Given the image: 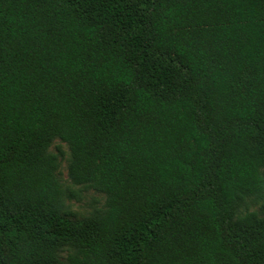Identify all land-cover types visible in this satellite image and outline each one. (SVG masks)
Listing matches in <instances>:
<instances>
[{
	"label": "trees",
	"instance_id": "1",
	"mask_svg": "<svg viewBox=\"0 0 264 264\" xmlns=\"http://www.w3.org/2000/svg\"><path fill=\"white\" fill-rule=\"evenodd\" d=\"M56 139L105 196L87 220ZM63 252L264 264V0H0V264Z\"/></svg>",
	"mask_w": 264,
	"mask_h": 264
},
{
	"label": "rangeland",
	"instance_id": "2",
	"mask_svg": "<svg viewBox=\"0 0 264 264\" xmlns=\"http://www.w3.org/2000/svg\"><path fill=\"white\" fill-rule=\"evenodd\" d=\"M49 152L57 157L56 178L61 184L64 193V210L61 216L71 222H81L87 220L96 210L105 208V196L89 188L75 186L68 178V166L70 163V153L68 147L59 141L54 140L49 148ZM262 202L248 200L240 209L241 213L246 211L257 213L261 216ZM58 264L66 263V253L60 254Z\"/></svg>",
	"mask_w": 264,
	"mask_h": 264
}]
</instances>
